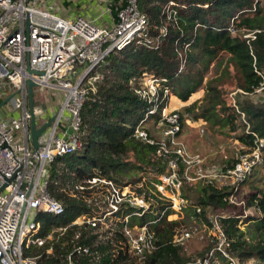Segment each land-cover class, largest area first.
<instances>
[{"label":"trees","instance_id":"16d2710c","mask_svg":"<svg viewBox=\"0 0 264 264\" xmlns=\"http://www.w3.org/2000/svg\"><path fill=\"white\" fill-rule=\"evenodd\" d=\"M168 1L173 2V21H167L163 13ZM121 4L119 0L108 2L113 21ZM137 6L146 17L148 32L158 41L151 47L125 46L111 50L96 66L102 78L95 83L96 91L86 95L79 109L77 139L81 148L55 156L46 170L47 192L62 205L63 211L55 216L39 214L40 235L51 228L64 227V230L55 232L40 246L23 249L22 255L35 257L37 264H66L68 260L73 264H188L196 258L187 256L183 245L172 242V236L187 230L188 225L183 219H166L173 213L171 201L156 192L154 186L158 176L170 173L167 160L174 153L158 156L155 144L134 137V129L142 127L155 138L150 127L160 121V108L164 104V101L159 103L150 112L154 102L143 101L134 93L142 70L166 79L172 94L171 105L173 101L179 105L177 99L183 102L190 94L192 100L199 94L196 91L204 87L201 98L207 102L204 113L219 133L237 142L224 149L225 154L218 159L212 158L216 162L210 167L220 170L232 167L240 154L249 152L261 140L260 167L264 168V91L260 101L248 98L255 93L258 82L254 69L264 71V7L260 0H137ZM229 24L234 30L232 34L227 30ZM162 27L166 28L165 33L160 32ZM251 31L253 39L243 37ZM178 52L184 56L179 71ZM212 61V75L202 83ZM232 91L242 98L231 97ZM196 102L183 110L194 109ZM176 162L178 189L186 200L181 209L185 217L203 225L208 223V215H217L230 240V256L239 264H264V182L257 185L250 182L248 193L241 199L243 204L234 205L227 201L228 196L237 195L232 186L203 181L195 189L184 178L182 160L177 158ZM94 175L142 196L149 205L147 211L134 215L130 214L133 209L127 207L125 212L117 211L94 226L73 224L81 215L101 217L107 209L104 196L108 185L82 190L73 187L82 178ZM254 207L260 214L249 213ZM195 208L200 212L196 213ZM125 214H128L126 220ZM240 224H246L245 230L240 229ZM142 225L153 234L154 247L137 259L127 253L125 231ZM210 247L211 244L196 256L202 257ZM83 248L87 249L86 253ZM217 261L226 264L222 257Z\"/></svg>","mask_w":264,"mask_h":264},{"label":"built area","instance_id":"2783aa9c","mask_svg":"<svg viewBox=\"0 0 264 264\" xmlns=\"http://www.w3.org/2000/svg\"><path fill=\"white\" fill-rule=\"evenodd\" d=\"M48 1L0 0V84L7 88L6 91L1 90L0 94L12 95L8 101V109L15 112L14 116L0 118V185L5 183L0 190V264H37L35 257L22 255L23 249L31 245L40 246L51 239L55 232L64 230V227L51 228L44 235H40L42 225L38 219L39 214L55 216L63 211L62 205L47 192L46 170L55 156L81 148L77 139L79 109L86 95L96 91L95 83L102 78L96 66L111 50L125 46H131L132 49L140 46L151 47L158 41L157 37L148 32L146 17L139 10L137 0H119L122 4L116 13V21L109 26L98 25L96 18L88 19L78 14L70 17L55 15L49 9L52 3L47 6L48 9H43ZM101 1L98 5L105 6L100 13L111 15L107 6L110 0ZM100 13L96 16L99 17ZM163 13L167 21L174 20L172 1L165 4ZM227 30L231 34L234 32L231 24ZM165 31V27L160 29L161 33ZM253 33L247 32L243 37L253 39ZM185 48L186 45L183 46V51ZM177 54L179 71L184 64V56L182 52ZM76 69L79 71L76 72ZM254 70L258 82L253 91L262 93L264 71ZM26 79H30L40 88L54 89L62 93L58 106L47 117H52L51 121L39 135L35 149L28 140L29 113L24 84ZM165 83L164 77L146 70L140 72L139 86L134 88V93L143 101L154 102V108L150 112L159 103L164 101V104L160 108V121L156 125H160L157 139L150 137L142 127H136L133 133L142 142L155 144V154L158 156L174 153L167 160L170 173L158 176V182L154 186L156 192L171 199L170 207L180 209L186 204V200L181 197L176 199L165 193L168 188H178L174 172L177 158L186 164L189 161L185 160L186 154L178 138L181 114L178 107L167 110L172 94L170 86ZM260 146L261 140L252 150L240 154L230 168L220 170L214 167L209 172H201L198 168L192 177H188L184 169V178H202L203 181H213L217 185L227 184L234 191H238L239 184L251 176L254 168L260 167L262 163ZM101 184L109 187L104 196L106 211L101 217L81 215L73 224L94 226L117 211L125 212L127 207L133 209L130 214L134 215L147 211L149 205L142 196L136 195L127 187L118 188L98 175L84 177L73 187L82 190ZM227 201L234 205L243 204L236 195L228 196ZM253 210L257 215L260 214L256 207ZM195 212L199 213V208H195ZM127 216L128 214L123 216L124 220ZM207 220L208 223L203 224V227L210 235L211 247L202 257L190 260L188 264H216L218 257L224 258L226 264H239L228 252L230 240L221 228L218 216L208 215ZM127 230V253L140 259L152 251L153 234L146 225L133 226L129 230L131 232ZM189 238V231L184 230L175 233L172 242L184 247ZM82 251L86 253L87 249L83 248ZM66 264L73 262L68 260Z\"/></svg>","mask_w":264,"mask_h":264},{"label":"rangeland","instance_id":"374dc122","mask_svg":"<svg viewBox=\"0 0 264 264\" xmlns=\"http://www.w3.org/2000/svg\"><path fill=\"white\" fill-rule=\"evenodd\" d=\"M101 0H69L67 3L64 2V5H98ZM59 5V7L53 6L52 13L60 16V12L62 10L61 5H63V0H49L44 4L43 9H48V5ZM260 4L264 7V0H260ZM55 8V9H54ZM213 63L210 62L207 65V69L204 72V76L202 78V83L205 82L210 75H212L213 71ZM79 69H76L78 72ZM6 91V85L3 86L0 84V91ZM204 87L199 89L197 92L199 93V97L195 98L193 101H197L194 109L189 111H184V106L193 102L190 99V96L182 102V106L178 107V110L181 114L182 126L179 132V141L184 147V152L186 154L185 160H188L189 163L185 165L186 175L188 177L195 176V172L200 168L201 172H209L212 171L214 167H210L212 162V158L218 159V156L225 154L224 149L230 147L231 144H236L235 140H231L230 137L225 133H219L214 126L212 125V119L208 117L206 113H204V109L206 107L207 102L201 101V98L204 94ZM234 91L230 93V96L234 99L240 100L242 97L238 94H233ZM6 95L0 94V99H3ZM174 96V95H173ZM261 93H253L248 95V98L254 101H260L262 99ZM175 97V96H174ZM32 98H33V107L35 114V126L39 127L46 119L50 116L52 112H54L55 108L58 106L60 100L62 99V93L58 90L48 89V88H40L38 86L32 87ZM170 98L167 105V110H170ZM232 99V98H231ZM178 104V103H177ZM41 107V114L37 113V108ZM8 108V103L4 104L0 108V113ZM150 125V124H149ZM152 135L157 139L159 137V127L154 125L150 127ZM186 180V179H185ZM189 184L192 185L195 189H199L203 179H188L186 180ZM247 182V183H246ZM245 185L243 184L237 192L236 198L238 200L244 199L246 193L249 191V183L251 182L253 185L260 184L264 182V168L255 167L252 175L249 177V180L246 181ZM166 195L174 196V198H180V191L178 188L169 189L166 191ZM170 199L169 197H166ZM171 201V199H170ZM172 202V201H171ZM173 213L169 214L166 219H180L188 225L187 231L190 233V238L184 246V251L187 256H190L191 260H195L197 258L196 253L201 252L204 248L209 246L210 243V235L208 231L203 227L201 223L194 222L191 218H186L185 213L182 209L172 208ZM249 213L255 214L254 211H249ZM256 215V214H255ZM246 224H241L240 229L245 230ZM127 232H131L127 230ZM252 263V262H249ZM216 264H219L217 261Z\"/></svg>","mask_w":264,"mask_h":264},{"label":"crops","instance_id":"0c3cea01","mask_svg":"<svg viewBox=\"0 0 264 264\" xmlns=\"http://www.w3.org/2000/svg\"><path fill=\"white\" fill-rule=\"evenodd\" d=\"M67 1H69V0H63V5H61V7H60V8H62V10L60 12V14H61L60 16H62V17H70V16L78 14V15H81V16L86 17L88 19L96 18L95 22L101 26H109L114 22L111 15H106V14L100 13L102 8L105 5H64V2L67 3ZM53 6H55L56 8L59 7V5H53ZM53 6H50L49 9L53 10ZM99 13H100V16L97 17L96 15ZM198 97H199V94L195 98H198ZM195 98H193L192 101L195 100ZM177 100L180 102V104L178 105L175 101H173L172 105H171V102H170V105H169L170 109L182 106V102L179 99H177ZM40 109H41V107L37 108V113L39 115H42ZM14 114H15V112H10L9 109L7 108L3 112L0 113V118H7L9 115L14 116Z\"/></svg>","mask_w":264,"mask_h":264},{"label":"water","instance_id":"95a60500","mask_svg":"<svg viewBox=\"0 0 264 264\" xmlns=\"http://www.w3.org/2000/svg\"><path fill=\"white\" fill-rule=\"evenodd\" d=\"M27 71L30 73L31 71L27 69ZM26 87V103H27V111L29 113V122H28V140L33 149H35L38 145L37 139L39 135L43 132V130L49 125L51 118H48L46 121H44L39 127L35 126V114H34V107H33V98H32V87L35 86V84L30 80L26 79L25 82ZM11 94L5 96L3 99L0 100V108L8 103L9 99L11 98ZM7 181V180H6ZM174 182H176L174 180ZM5 183L0 185V190L3 188Z\"/></svg>","mask_w":264,"mask_h":264}]
</instances>
